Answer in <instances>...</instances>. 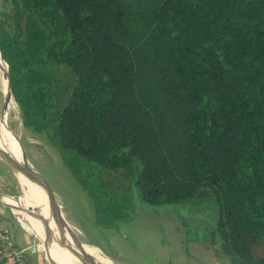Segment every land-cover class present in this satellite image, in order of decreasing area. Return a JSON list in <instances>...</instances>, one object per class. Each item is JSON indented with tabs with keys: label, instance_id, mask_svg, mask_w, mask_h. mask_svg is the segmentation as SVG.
Returning <instances> with one entry per match:
<instances>
[{
	"label": "trees",
	"instance_id": "trees-1",
	"mask_svg": "<svg viewBox=\"0 0 264 264\" xmlns=\"http://www.w3.org/2000/svg\"><path fill=\"white\" fill-rule=\"evenodd\" d=\"M0 51L97 226L213 197L221 252L264 264V0H0Z\"/></svg>",
	"mask_w": 264,
	"mask_h": 264
},
{
	"label": "rangeland",
	"instance_id": "rangeland-1",
	"mask_svg": "<svg viewBox=\"0 0 264 264\" xmlns=\"http://www.w3.org/2000/svg\"><path fill=\"white\" fill-rule=\"evenodd\" d=\"M7 124L19 137L20 146L29 164L51 187L62 203L64 213L74 220L73 226L81 241L90 246L101 241V253L110 256L114 262L183 264L181 258L186 261V249L180 253L178 239H182V233L186 229L185 236L189 241L218 239L213 228L218 206L213 197L204 198L193 209L175 205L152 206L142 202L138 194L134 193L133 208L127 211L129 218L121 219L118 212L115 218L109 216L104 226H97L90 198L63 165L57 149L47 142L43 134L25 129L20 113L15 120L10 121L7 118ZM18 185L21 190L17 196L22 197L23 186L19 183ZM13 211L23 222L27 221L15 209ZM177 226L181 231L179 234ZM99 229L103 232L100 233ZM35 235L36 239H41L36 243L45 248L41 232L40 235Z\"/></svg>",
	"mask_w": 264,
	"mask_h": 264
},
{
	"label": "bare ground",
	"instance_id": "bare-ground-1",
	"mask_svg": "<svg viewBox=\"0 0 264 264\" xmlns=\"http://www.w3.org/2000/svg\"><path fill=\"white\" fill-rule=\"evenodd\" d=\"M7 106V111L5 108ZM0 107H2L0 118V147L11 153L17 160H21V150L19 142L13 137L11 131H7L2 120V114H5L10 121L15 120L18 116L19 109L11 96L7 86L6 64L0 57ZM8 125V124H7ZM9 127V126H8ZM17 182L23 186V196H1L0 200L10 205L28 221L26 227L41 232L45 242V249L48 252L49 259L53 264H84L75 253V246L71 245L70 234L64 228L68 224L63 213L58 212L57 217L53 216L52 205L42 198L30 183L21 175L17 174ZM30 210L46 219V223L37 221L26 213ZM62 220V225H57L58 220ZM27 223V222H26ZM69 248H72L70 252ZM84 249L93 256L98 262L103 264H116L88 243H84Z\"/></svg>",
	"mask_w": 264,
	"mask_h": 264
},
{
	"label": "crops",
	"instance_id": "crops-1",
	"mask_svg": "<svg viewBox=\"0 0 264 264\" xmlns=\"http://www.w3.org/2000/svg\"><path fill=\"white\" fill-rule=\"evenodd\" d=\"M13 188V189H12ZM20 192V188L10 170L0 160V197L1 196H17ZM16 198V197H15ZM16 210V209H15ZM17 212L20 210H16ZM0 222L6 225L9 229L10 241L16 247H28L25 253V264H53L50 259L47 250L41 244V239H36L35 233L40 235L35 229L31 230L26 227L28 222H23L16 216L13 208L0 200ZM100 230V233L103 231ZM35 232V233H34ZM181 233L177 226V234ZM108 242L107 239H104ZM99 243H102L99 241ZM95 242L93 247L100 251L102 244ZM178 245L180 253L185 252L186 249V261L181 258L183 264H231L229 259L221 252L218 239H193L188 241L182 233V239H178ZM101 252V251H100ZM110 261L114 262L110 256L105 255ZM0 264H10L5 259H0ZM118 264V263H116Z\"/></svg>",
	"mask_w": 264,
	"mask_h": 264
},
{
	"label": "water",
	"instance_id": "water-1",
	"mask_svg": "<svg viewBox=\"0 0 264 264\" xmlns=\"http://www.w3.org/2000/svg\"><path fill=\"white\" fill-rule=\"evenodd\" d=\"M0 57L3 59L2 55H1V51H0ZM5 64H6L7 86H8L9 92L12 96L11 88H10V78H9V73H8V65L6 62H5ZM4 110H5V112L7 111V106ZM1 111H2V107H1ZM1 111H0V118H1ZM1 121H3L5 127H7L6 130L11 131L13 137L19 142V137L7 125V117H5V114L4 115L2 114V120ZM19 147L21 150V160L20 161L17 160L11 153L6 151L2 147H0V160L10 170V172L12 173L15 180L17 179V174H21L30 183V186H32V188H34L36 190V192H38L42 198H44L49 204L52 205L51 212H52L53 216H55V218H58L57 217L58 212L64 213L62 203L59 201V199L57 198V196L55 195V193L53 192L51 187L45 182V180L39 174H37L35 172V170L29 164V162L27 161V159H26V157L22 151V148L20 146V142H19ZM16 182H17V180H16ZM20 190H21V188H20ZM16 198H17V196H16ZM26 213L28 215H30L32 218H34L35 220L46 223V219L44 217H42L38 214H35L28 209L26 210ZM64 216L67 220L66 222L68 223V224H66V227L64 229L66 231H68L70 234V238H71L70 242H71V245L75 246V250H76L75 253H76L77 257L84 264H103L101 262H98L93 256H91L89 253H87V251L84 249V243L79 238V236H78V234H77V232L73 226L74 220L69 218L65 213H64ZM57 225L59 227H61V225H62L61 219H60V221L58 220ZM69 250H70V252H72V248H69Z\"/></svg>",
	"mask_w": 264,
	"mask_h": 264
},
{
	"label": "built area",
	"instance_id": "built-area-1",
	"mask_svg": "<svg viewBox=\"0 0 264 264\" xmlns=\"http://www.w3.org/2000/svg\"><path fill=\"white\" fill-rule=\"evenodd\" d=\"M27 247H16L9 238V229L0 222V259L3 258L10 264H25Z\"/></svg>",
	"mask_w": 264,
	"mask_h": 264
}]
</instances>
